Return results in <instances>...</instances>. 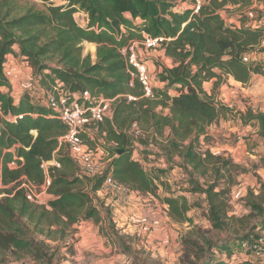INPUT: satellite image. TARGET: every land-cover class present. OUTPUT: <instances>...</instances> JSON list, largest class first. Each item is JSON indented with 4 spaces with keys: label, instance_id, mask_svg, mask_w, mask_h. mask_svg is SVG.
I'll return each mask as SVG.
<instances>
[{
    "label": "trees",
    "instance_id": "trees-1",
    "mask_svg": "<svg viewBox=\"0 0 264 264\" xmlns=\"http://www.w3.org/2000/svg\"><path fill=\"white\" fill-rule=\"evenodd\" d=\"M17 1L0 0V251L38 255L40 245L29 237L30 227L39 234L63 233L80 220L98 221L101 206L94 203L93 194L107 176L128 191L158 197L172 220L191 221L187 213L193 205L188 199L161 197L159 188L167 191L169 185L156 183L134 158L135 145L146 147L149 140L162 146L168 157L178 156L190 175L204 179V185L193 182L192 191L204 195L212 228L225 229L231 184L226 173L238 165L203 149L201 141L208 142L207 130L223 108L213 92L229 80L247 85L255 75L264 74L261 64L244 57L262 48L264 27L253 28L242 21L227 24L221 14L246 4L204 0L195 13L192 7L178 10L187 0H60L61 4L40 0L44 9L25 6L19 13ZM78 13L85 16V25L76 21ZM144 36L160 38L163 54L172 62L157 73L163 89L152 88L151 96L144 95L132 75L135 69L120 53ZM83 42L96 46L95 59L83 53ZM13 54L31 67L44 93L55 96L62 90L66 97L77 94L80 100L86 94L114 98L111 115L86 126V133L100 143L81 135L109 156L102 175L88 178L78 173L68 145L59 143L67 127L52 105L33 101L28 91L14 100L4 71L7 56ZM205 82H212V93L204 89ZM247 119L264 134V114L248 111ZM52 158L59 163V168L50 169L52 199L37 204L20 187L21 180L40 184V164ZM11 162L16 167H9ZM248 200L250 216L258 220L234 235L243 244V258H237L239 252L231 249L228 239L212 245L221 259L213 257L204 264H255L250 259L255 257L251 245L259 239L255 231L264 230L263 183Z\"/></svg>",
    "mask_w": 264,
    "mask_h": 264
},
{
    "label": "rangeland",
    "instance_id": "rangeland-1",
    "mask_svg": "<svg viewBox=\"0 0 264 264\" xmlns=\"http://www.w3.org/2000/svg\"><path fill=\"white\" fill-rule=\"evenodd\" d=\"M53 1L61 4L60 0ZM191 3L192 0H187L178 10L190 8ZM25 6L44 9L45 4L40 0L17 1L19 13ZM250 11L252 15H249ZM221 14L227 24L240 25L241 21L246 24L255 21L264 23V0L253 10L245 5L229 7ZM75 19L82 24L85 17L75 14ZM95 48L94 44L83 42V53H90L92 59H95ZM138 54L147 65L152 88L163 89L157 73L164 66H172L171 60L164 56L160 45ZM13 55L16 58L7 56L4 70L13 90L17 95L28 91L30 99L40 102L45 93L38 90L35 73L29 69L25 60ZM244 57L261 64L264 70V45ZM255 76L247 85H235V81L229 80L213 92L223 108L219 119L207 130L208 142L201 141L203 149L208 148L238 165V168H230L226 173V179L231 180V184L226 218L228 225L225 229L212 228L207 217L204 195L192 191L193 182L204 185V179L197 174L190 175L189 169H184L178 156L168 157L162 146L148 139L146 147L135 145L134 158L141 162L156 183L164 181L169 185L168 192L159 188L161 197L166 194L184 195L188 199L189 204L193 205L187 213L191 221L172 220L167 214V206L158 197L101 186L93 194L94 203L101 206L98 221L80 220L64 229L63 233L39 234L34 230L32 232L30 227L29 237L40 245L41 252L33 255L0 251V264H204L213 257L217 261L221 259V254L212 245L228 239H231V249L239 252L236 256L241 260L244 256L243 244L235 241L234 235L242 231V226L247 229L246 226L258 220L250 216L252 211L248 196L250 193L257 195L260 183L264 184V134L253 120L247 119L248 111L264 114V74ZM203 87L212 93V82L203 83ZM174 93L172 90L171 94ZM83 141L92 152L94 165L104 171L109 156L100 147L90 146ZM90 141L100 143L97 138ZM160 142L157 139V143ZM66 150L73 155L74 151L69 146ZM78 173L90 178L79 164ZM41 197L36 198L41 204L52 199L51 194ZM255 232L259 233L258 242L264 248V230ZM250 259L255 264H264V251L260 256L255 254Z\"/></svg>",
    "mask_w": 264,
    "mask_h": 264
},
{
    "label": "built area",
    "instance_id": "built-area-1",
    "mask_svg": "<svg viewBox=\"0 0 264 264\" xmlns=\"http://www.w3.org/2000/svg\"><path fill=\"white\" fill-rule=\"evenodd\" d=\"M203 1L204 0H192L191 7L194 9L195 13L198 11L200 4ZM240 1H243L246 5H248L249 9L253 10V8L263 0ZM251 12L252 11L249 12V15H252ZM82 24L85 25V19L84 23ZM247 25L253 28L258 26L264 27V23L259 21H255ZM160 41V38L153 39L144 36V38L140 41H131L127 46L120 49V53L126 57L127 63L135 69V74L132 75L136 77L142 85L145 96H151V75L148 71L147 65L142 60H140L138 53L143 50L147 51L154 49L159 45ZM263 45L264 38L261 41V46ZM7 60L8 59L6 58L5 66L7 65ZM129 85H132V82H130ZM13 97L14 100H17L19 97V95H17L14 90ZM45 98L46 102L55 108L59 114V118L67 127V133L60 137L59 143L67 144L74 151L72 155L73 158L84 168L85 174H87V176L92 177L95 175H102L108 168L110 158L108 159L107 165L105 166L106 169L104 171H102L101 168L99 169L97 166H95L92 160V152L85 144H83L84 141L81 135L86 133V126H91L97 122H101L103 118L109 117L111 115L114 98L108 99L104 98L103 96L90 97L88 94H86L82 96V100H80L77 94H73L71 98L66 97L65 92L62 90L55 96L53 94L46 93ZM129 98L133 99L132 97ZM86 135L90 137V139H93L90 133H86ZM9 167H16L15 162L9 163ZM51 168H59V163L55 158H52L48 161H43L40 164V169L43 173V180L40 184H35L23 179L21 180L20 187H23L27 191L30 199L37 204H41L37 201L38 198H42L41 195L43 196L45 194H49L48 191L51 184ZM103 186H109L113 189L128 191L122 185L117 184L109 176L105 177L104 181L102 182V187ZM36 193H38V195H36ZM33 197H35V199ZM251 246L255 250V254L260 255L261 252L264 251V248H262L261 244L258 242H253Z\"/></svg>",
    "mask_w": 264,
    "mask_h": 264
},
{
    "label": "crops",
    "instance_id": "crops-1",
    "mask_svg": "<svg viewBox=\"0 0 264 264\" xmlns=\"http://www.w3.org/2000/svg\"><path fill=\"white\" fill-rule=\"evenodd\" d=\"M78 14H79V13H78ZM14 49H16V48H14ZM8 56H11L12 58H16L14 55H8ZM17 58H19L18 55H17ZM11 64H12V66H13V62H11ZM29 69L32 70L31 67H29ZM254 77H256V76H254ZM254 77L252 78V80H254ZM252 80H251V81H252ZM10 84H12L11 81H10ZM236 84H240V83L236 82L235 85H236ZM38 88H39V87H38ZM12 89H13V85H12ZM38 90L41 91V92H44V91L41 90L40 88H39ZM15 92H16V91H15ZM16 93H17V92H16ZM45 95H46V93H45ZM39 101H40L42 104H46V98H45V97L42 98V99L39 100ZM212 125H214V124H212ZM136 145H137V144H136ZM134 155H135V154H134Z\"/></svg>",
    "mask_w": 264,
    "mask_h": 264
},
{
    "label": "water",
    "instance_id": "water-1",
    "mask_svg": "<svg viewBox=\"0 0 264 264\" xmlns=\"http://www.w3.org/2000/svg\"><path fill=\"white\" fill-rule=\"evenodd\" d=\"M121 151H122V149H121V150H119V151H118V153H120Z\"/></svg>",
    "mask_w": 264,
    "mask_h": 264
}]
</instances>
